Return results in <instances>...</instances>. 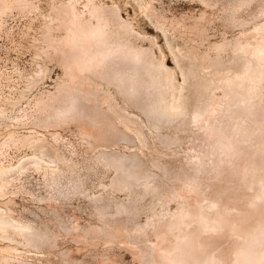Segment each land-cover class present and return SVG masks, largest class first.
I'll use <instances>...</instances> for the list:
<instances>
[{
	"label": "bare ground",
	"instance_id": "1",
	"mask_svg": "<svg viewBox=\"0 0 264 264\" xmlns=\"http://www.w3.org/2000/svg\"><path fill=\"white\" fill-rule=\"evenodd\" d=\"M128 1L0 0V264H264V0Z\"/></svg>",
	"mask_w": 264,
	"mask_h": 264
},
{
	"label": "rangeland",
	"instance_id": "2",
	"mask_svg": "<svg viewBox=\"0 0 264 264\" xmlns=\"http://www.w3.org/2000/svg\"><path fill=\"white\" fill-rule=\"evenodd\" d=\"M127 1L121 0L123 8L127 10V11H124V15L125 16L127 14L131 15L134 18L135 23H137L136 26L139 29L141 28V30L149 31L152 34H158V32L150 25L149 21L142 15V13H140L139 11H134L132 3L129 1L127 3ZM123 3L126 5H124ZM8 23L10 27L14 28L15 31L17 32L19 28L23 27L24 19L20 18L19 15H14L8 19ZM14 37L15 38H13V40L8 38L7 36L0 37V68L7 72H12L14 63H18L21 67H25L29 65L30 60H31V52L28 48H26L27 40L23 41V38L18 33H16ZM158 40L164 46V41H163L162 36L159 35ZM169 60L170 62H173L171 60V56H169ZM59 69L60 68H55L52 71L51 75L56 77L57 73L60 72ZM15 75L16 74H14V77ZM48 81L52 82V79L49 78ZM178 227H181V226H178Z\"/></svg>",
	"mask_w": 264,
	"mask_h": 264
}]
</instances>
